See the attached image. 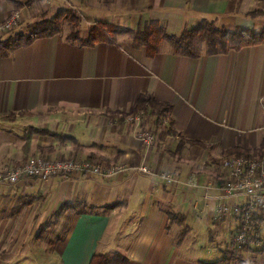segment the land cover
Segmentation results:
<instances>
[{
  "label": "crops",
  "instance_id": "crops-1",
  "mask_svg": "<svg viewBox=\"0 0 264 264\" xmlns=\"http://www.w3.org/2000/svg\"><path fill=\"white\" fill-rule=\"evenodd\" d=\"M66 10L79 17L81 37L90 22L141 30L155 21L175 37L202 19L223 31H264L263 15L247 16L264 14V0H0V23L16 12L14 33H21ZM66 29L0 57V116H14L0 119V172L34 156L124 170L0 186V264H88L114 253L126 264L209 263L196 239L236 227L235 216L216 213L219 160L264 138V45L188 59L163 43L148 58L125 36L83 47L64 39ZM141 95L170 106L166 117L128 121ZM140 130L152 135L151 145L137 140ZM162 175L176 182L167 185ZM62 204L73 210L58 213ZM246 258L240 264H264Z\"/></svg>",
  "mask_w": 264,
  "mask_h": 264
},
{
  "label": "trees",
  "instance_id": "trees-1",
  "mask_svg": "<svg viewBox=\"0 0 264 264\" xmlns=\"http://www.w3.org/2000/svg\"><path fill=\"white\" fill-rule=\"evenodd\" d=\"M263 15L259 10H253L247 16ZM79 17L70 10L58 11L47 19H40L25 27L21 33H13L0 37V57L7 56L9 52L19 47L28 46L33 40L41 38H50L61 33L65 26L66 33L64 39L70 43H76L83 47H92L95 44L113 43L115 37L125 36L130 40L131 45L143 48L148 58L154 57L158 52L161 44L166 43L174 55L197 59L201 56L224 55L231 51H237L246 47L264 45V31L253 32L248 29H234L233 31H223L217 29L213 22L199 20L190 30H184L179 36H169L164 29L155 21H150L143 28L130 30L101 22H90L87 25L86 33L83 37L79 33ZM170 106L161 105L153 102L148 96H139L133 107L129 110L125 117L145 116L146 114L153 117L155 123L166 117ZM1 120L12 121L14 116L6 114L0 116ZM30 134L50 135L48 132L39 129L30 128ZM249 154L259 157L264 154V138L261 144L251 150L234 149L227 152L225 157L229 156H247ZM116 205L105 206L103 209H112ZM73 208L67 204H62L58 209V213L72 211ZM170 221L178 224L183 223V218L171 213L167 214ZM264 225V211L253 214L252 228L258 231V226ZM262 247L259 250H251L242 247L240 250L262 253L264 251V235L260 239ZM235 255L222 257L220 260L209 263L199 262L198 264H228ZM127 259L118 253L112 254L111 257L103 255H93L88 264H126Z\"/></svg>",
  "mask_w": 264,
  "mask_h": 264
},
{
  "label": "built area",
  "instance_id": "built-area-1",
  "mask_svg": "<svg viewBox=\"0 0 264 264\" xmlns=\"http://www.w3.org/2000/svg\"><path fill=\"white\" fill-rule=\"evenodd\" d=\"M20 18L15 12L0 23V37L12 33ZM137 116L128 117V121L137 120ZM137 140L144 146L153 142L149 132L140 130ZM219 168L223 181L218 187L219 197L216 213L219 217L233 215L236 227L230 235V242L240 249L251 246L252 241L258 239V234L252 228L253 214L264 211V154L259 157L229 156L219 160ZM124 170L122 166L101 167L98 163L87 161H73L70 159L50 160L41 156L28 158L21 166L0 172V186H14L22 180L47 182L53 177H89L99 176L110 178ZM141 174H149L148 169L138 168ZM167 185L176 182L175 176H161ZM190 186H195L190 182ZM239 199H241L239 201Z\"/></svg>",
  "mask_w": 264,
  "mask_h": 264
},
{
  "label": "rangeland",
  "instance_id": "rangeland-1",
  "mask_svg": "<svg viewBox=\"0 0 264 264\" xmlns=\"http://www.w3.org/2000/svg\"><path fill=\"white\" fill-rule=\"evenodd\" d=\"M22 31H24V29H22ZM14 31H12L11 34H13ZM223 158V157H222ZM221 159V158H220ZM53 219H51L52 221ZM50 221V222H51ZM232 231H227V232H222L221 235H216V232L212 231L211 237H210V241H203V237L199 236L196 239V243L198 244V247H202L201 252L204 257V261H208V262H213L216 260H220L223 256L227 257L230 255H235L234 258H238V260H231L229 262L232 261H236L238 264L241 263V259L240 256L243 257H247L248 255H254L256 256L257 260H260V258H264V251L262 253H256V252H248V251H244V250H240L242 247H246L249 248L251 250H259L262 247V243L260 242V239L263 237L264 235V225H259L258 226V231H255L256 234H258V239L256 241H252L251 246L249 245H245L242 246L240 249L236 248L235 246L232 245V243L230 242V235ZM58 231H56V229L54 231H48L46 234V238H52V236H54L55 234H57ZM203 244H205L203 246ZM262 256V257H260ZM247 260V258H246Z\"/></svg>",
  "mask_w": 264,
  "mask_h": 264
}]
</instances>
